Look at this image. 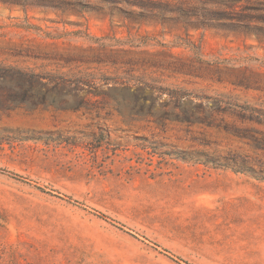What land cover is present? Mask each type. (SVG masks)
I'll return each instance as SVG.
<instances>
[{"label": "rangeland", "instance_id": "1", "mask_svg": "<svg viewBox=\"0 0 264 264\" xmlns=\"http://www.w3.org/2000/svg\"><path fill=\"white\" fill-rule=\"evenodd\" d=\"M0 1V264H264V0Z\"/></svg>", "mask_w": 264, "mask_h": 264}, {"label": "trees", "instance_id": "2", "mask_svg": "<svg viewBox=\"0 0 264 264\" xmlns=\"http://www.w3.org/2000/svg\"><path fill=\"white\" fill-rule=\"evenodd\" d=\"M0 3L6 4V2H3V1L2 2L0 1ZM132 6L137 7L138 9L142 11L164 12V10L160 8L161 6H159L158 4H154V3H149L147 5L138 3V4H133ZM167 11L168 10H166V12ZM9 74L10 73L6 71L5 77H9ZM12 74H15V76H17L19 79L27 81V82H35L37 80H41V77H39L38 75L28 74V73L21 72V71H16V72H13Z\"/></svg>", "mask_w": 264, "mask_h": 264}]
</instances>
